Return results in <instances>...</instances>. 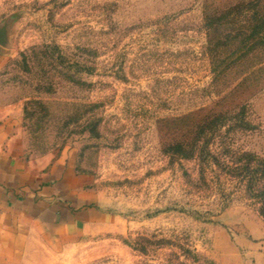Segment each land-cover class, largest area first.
Masks as SVG:
<instances>
[{"label": "rangeland", "instance_id": "obj_1", "mask_svg": "<svg viewBox=\"0 0 264 264\" xmlns=\"http://www.w3.org/2000/svg\"><path fill=\"white\" fill-rule=\"evenodd\" d=\"M0 56L27 153L110 213L30 264H264V0H0Z\"/></svg>", "mask_w": 264, "mask_h": 264}, {"label": "crops", "instance_id": "obj_2", "mask_svg": "<svg viewBox=\"0 0 264 264\" xmlns=\"http://www.w3.org/2000/svg\"><path fill=\"white\" fill-rule=\"evenodd\" d=\"M21 120L19 105L0 106V264L40 262L110 219L77 150L29 155Z\"/></svg>", "mask_w": 264, "mask_h": 264}, {"label": "trees", "instance_id": "obj_3", "mask_svg": "<svg viewBox=\"0 0 264 264\" xmlns=\"http://www.w3.org/2000/svg\"><path fill=\"white\" fill-rule=\"evenodd\" d=\"M245 168L249 172L250 185L252 189L256 190L255 195H260L264 204V159L259 158L256 154H251L242 167V169ZM262 213L264 214V206H262Z\"/></svg>", "mask_w": 264, "mask_h": 264}]
</instances>
